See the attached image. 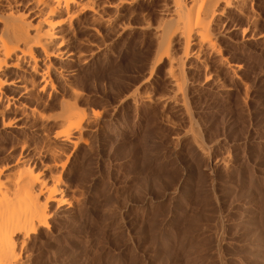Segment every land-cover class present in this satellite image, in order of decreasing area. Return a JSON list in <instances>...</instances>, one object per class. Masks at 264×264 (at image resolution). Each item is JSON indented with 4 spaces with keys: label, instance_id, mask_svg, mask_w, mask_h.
Returning <instances> with one entry per match:
<instances>
[{
    "label": "rangeland",
    "instance_id": "rangeland-1",
    "mask_svg": "<svg viewBox=\"0 0 264 264\" xmlns=\"http://www.w3.org/2000/svg\"><path fill=\"white\" fill-rule=\"evenodd\" d=\"M156 1L122 8L113 24H97L96 33L81 16L72 45L83 64L66 66L77 68L71 83L80 93L76 102L91 117L81 121L84 143L66 150L60 176L56 172L65 195V207L54 209L61 217L53 206L49 229L30 234L21 248L18 242L29 264H264V38L245 48L239 32L231 34L236 44L220 38L225 52L243 62L240 79L230 82L221 72L230 88L222 94L198 85L202 69L189 75L195 79L186 95L191 124L165 100L166 58L154 64ZM112 11L107 7L103 15ZM148 18L151 27L139 28ZM174 43L171 52L179 54L182 47ZM146 93L156 96L154 103L144 102ZM30 125L14 129V136L0 131V164L15 163L24 140L36 168L51 165L47 143L30 133ZM190 131L218 163L214 170L205 167L208 157ZM223 157L228 169L220 165Z\"/></svg>",
    "mask_w": 264,
    "mask_h": 264
},
{
    "label": "bare ground",
    "instance_id": "bare-ground-1",
    "mask_svg": "<svg viewBox=\"0 0 264 264\" xmlns=\"http://www.w3.org/2000/svg\"><path fill=\"white\" fill-rule=\"evenodd\" d=\"M138 1L140 0H117L116 2L111 0H0V131H6L14 136L13 130L26 127L29 121L32 127L30 133L41 137L42 141L47 143L46 154L49 152L50 155H48L52 158L51 165L49 163L40 168L39 163L40 167L36 168L38 166L36 157L30 155L32 147L23 140L20 141V156L16 158V162L0 164V264H29L25 261L26 259L24 260L26 257L24 253L21 254V249L18 248L19 243L21 248L30 234H36L40 228L49 229V218H53L50 216L53 213H60V211L54 212V209L62 210V207H65H61L65 202V195L58 177V171L64 165L61 162L64 160L61 159H66L65 156H68L66 150L69 147L75 146L80 140L84 141L81 121L88 119L89 115L85 116L86 114L77 105L76 100L80 93L71 84L77 68L67 70L69 68L66 66L71 63L83 64L82 57L80 58L79 55L81 51L77 53L72 45L79 29L78 25L84 24L80 22L81 16L87 15L90 22L84 24L85 27L96 33L97 24L112 23L121 16L122 8L131 7ZM141 1L149 3L153 0ZM158 1L159 4L156 1L159 7L157 9L161 14L157 11L159 18L156 17L158 18L155 24L157 26H154L155 30L152 31L155 35H152L158 38L156 42L159 48L156 51L159 56L156 53L158 57H155L154 64H161L163 57L166 58L167 67L163 69V77L169 94L165 100L173 102L175 111L180 110L185 113L187 120L191 123L193 119L191 112L189 113L190 107H187L186 97L188 96L186 95L190 90L189 85L195 84V79L190 81L189 75L195 77L193 74L196 75V71L199 72L202 69L204 71L202 75L205 77H203L204 80H200L202 81L199 82L200 84L198 83L202 89H212L215 92L228 94L230 88L221 80V72L229 76L230 80L232 79V81L229 80L230 82L240 79L239 70L243 62L239 61V63L235 58L233 59V56L226 53L225 46L222 48L219 40L220 38L228 39L231 44H236L238 41L232 35L234 32H239L241 39L240 37L238 39L245 48L263 39L264 29L261 30L262 27L260 29L259 24L263 21L261 9L264 8V0ZM107 7L114 10L112 11L114 16L103 15ZM124 13L123 11V15ZM241 18H243L242 21L245 20L244 25ZM148 20L145 25L141 27L139 25V28L148 25L151 27V19L149 23ZM174 42L177 44L179 42L182 47L180 55L171 52V49L173 50L171 45ZM230 48L228 49L232 50ZM209 61L216 66L215 71L209 70L213 68V65L210 67L212 63ZM60 87L64 92L68 91L72 99L65 97L63 91L60 94L58 90ZM44 94L46 99L43 100ZM133 98L135 102L136 97ZM144 98V102L151 103L153 100L147 93ZM163 103L162 106L165 105ZM93 113L92 116L95 118L99 114L95 111ZM53 129L54 132L51 131ZM191 133V139L202 156L208 157L205 167L214 170L218 163L211 161L212 157L209 155L208 148L201 145L195 133ZM24 152L25 154L22 155ZM227 158H220V165L224 168L229 166ZM58 167H60L59 170ZM33 168H40L41 171L34 174ZM46 170L49 173H46L45 178L43 173ZM18 250L24 258L20 257ZM20 259H23L25 263Z\"/></svg>",
    "mask_w": 264,
    "mask_h": 264
}]
</instances>
